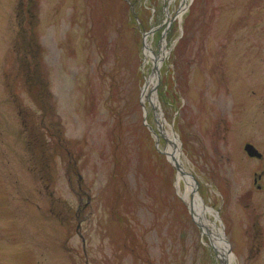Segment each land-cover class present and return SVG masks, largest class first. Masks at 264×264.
<instances>
[{
	"label": "rangeland",
	"instance_id": "obj_1",
	"mask_svg": "<svg viewBox=\"0 0 264 264\" xmlns=\"http://www.w3.org/2000/svg\"><path fill=\"white\" fill-rule=\"evenodd\" d=\"M161 5L138 0L140 30L122 0H0V264H220L143 121ZM169 29L165 120L204 203L233 216L236 264H264V0H190ZM193 126L209 154L185 152Z\"/></svg>",
	"mask_w": 264,
	"mask_h": 264
},
{
	"label": "bare ground",
	"instance_id": "obj_2",
	"mask_svg": "<svg viewBox=\"0 0 264 264\" xmlns=\"http://www.w3.org/2000/svg\"><path fill=\"white\" fill-rule=\"evenodd\" d=\"M168 150H170V146H167ZM174 160L178 161L180 164H183L181 158L179 155L176 154V157L174 158ZM179 179V178H178ZM186 180L187 183H185V190L183 192V195L185 197V199H187L190 203V205L192 206L193 210V214L195 215V217L204 224V227L206 229H208L207 234L209 236L210 242L211 244L215 247V249L217 250L218 256L220 257V259L223 256V243L221 242V239L219 238L218 234H217V229L218 227L213 224V222H211L210 219H208L205 215V207L204 205L200 202L199 197L197 196V194H194L193 197L191 198L189 196V192L191 189V185H192V180L190 178H184ZM209 211V210H208ZM211 213V211H209ZM210 222L213 227L207 226L206 222ZM232 258L231 255L227 256V258L225 259V261L227 262H222V264H228V261H230Z\"/></svg>",
	"mask_w": 264,
	"mask_h": 264
},
{
	"label": "flooded vegetation",
	"instance_id": "obj_3",
	"mask_svg": "<svg viewBox=\"0 0 264 264\" xmlns=\"http://www.w3.org/2000/svg\"><path fill=\"white\" fill-rule=\"evenodd\" d=\"M255 224H256V222L254 221V223L251 224V225L254 226ZM250 239H251V240H252V239L254 240V242H252V245H253V247L255 248V250L259 251V249L262 248V246H263V244H264V238L261 237V236H256V235H254V236H252ZM252 249H253V248H252ZM255 250H254V251H255Z\"/></svg>",
	"mask_w": 264,
	"mask_h": 264
}]
</instances>
